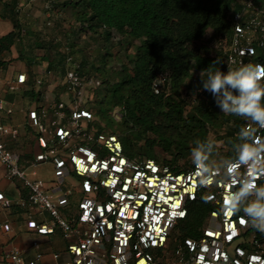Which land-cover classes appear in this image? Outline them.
Instances as JSON below:
<instances>
[{
    "label": "built area",
    "instance_id": "built-area-1",
    "mask_svg": "<svg viewBox=\"0 0 264 264\" xmlns=\"http://www.w3.org/2000/svg\"><path fill=\"white\" fill-rule=\"evenodd\" d=\"M44 8L50 12V2ZM227 39V68L241 62L264 65L258 60L264 58V0L240 1L230 16ZM62 54L63 71L47 68L32 85L37 93L43 79H49L61 94H41L34 109L23 110L21 124L10 121L13 108L0 98V112L7 117L0 119V167L6 180L23 188L17 205L26 229L39 236L60 235L66 259L53 253L55 264H264V233L244 223L243 212L226 208L227 193L236 190L241 178L252 176L251 170L241 167L227 182L223 163L209 166L216 178L202 185L194 164L177 172V166L162 161L128 158L117 135L94 129L86 102L99 80L82 73L68 48ZM26 85L27 77L19 75L6 83L5 93L15 95ZM112 117L120 121L121 109ZM22 134L23 141L34 138L37 147L31 154L23 151V159L7 146ZM256 136L264 137V129ZM45 164L51 167L50 180L38 179L35 171ZM256 183L264 184V176H257ZM198 199L209 213L196 238L181 239L178 224ZM12 206L0 191V207ZM30 247L36 251L32 260L11 247L3 254L4 263L41 264L38 241Z\"/></svg>",
    "mask_w": 264,
    "mask_h": 264
},
{
    "label": "trees",
    "instance_id": "trees-1",
    "mask_svg": "<svg viewBox=\"0 0 264 264\" xmlns=\"http://www.w3.org/2000/svg\"><path fill=\"white\" fill-rule=\"evenodd\" d=\"M240 1H78L80 18L90 31L101 30L106 39L115 31L139 41L130 67L124 68L117 82L106 89L102 103L121 108V125L127 128L126 135L109 133L117 135L121 140L125 156L161 161L155 156L154 147H160L162 152L176 157H187L191 155V149L198 146L197 140L214 145L208 135L211 128L218 126L219 108L212 95L201 90L200 75L216 59L220 62L216 67L225 72L228 68L224 63L223 51H218L215 55L203 54L196 44L208 30L215 36L228 37L230 16L239 8ZM11 17L14 29L0 38V54L9 52L21 39L18 21ZM60 56L62 59V52ZM258 60L264 61V58L259 56ZM55 64L50 66L54 67ZM1 65L3 63L0 62ZM58 68L63 71L62 61L54 69ZM81 71L84 73L82 67ZM193 73L198 75L194 76ZM160 78L164 84L171 85L172 93H167L164 88L157 89L156 82ZM185 85L191 95L200 93L201 98L181 99L178 92ZM25 93L29 94L31 101L35 97L33 103L39 102L41 93H35L33 88ZM86 104L88 106V101ZM88 109L93 116L105 117L107 112L102 107L96 108L95 113L89 106ZM241 118L243 117L236 116L232 126L220 139L228 147L227 151L221 153L223 161L235 156L238 133L244 127ZM101 131L104 128H99V132ZM216 150L215 145L208 149L207 164L210 167L220 164ZM218 152L222 150L219 149ZM182 170L178 167L176 169L177 172ZM208 213V205L204 200L198 199L191 203L187 217L178 224L177 236L181 239L196 238Z\"/></svg>",
    "mask_w": 264,
    "mask_h": 264
},
{
    "label": "rangeland",
    "instance_id": "rangeland-1",
    "mask_svg": "<svg viewBox=\"0 0 264 264\" xmlns=\"http://www.w3.org/2000/svg\"><path fill=\"white\" fill-rule=\"evenodd\" d=\"M79 0H0L5 8L12 7L10 16H13L19 24V31L21 35V44L23 45V62L27 66H31L30 61L40 69V73L45 69L51 67L56 68L62 61L61 52L66 48L71 50L75 59L80 63L85 75L92 76L99 80L100 86L95 89L93 95H87L88 106L95 113V109L102 107L107 109L105 117L94 116V129L99 131V128H104L105 132H112L115 134L126 135V129L121 125V121H115L112 114L115 113L120 107H110L102 104L106 89L117 82L121 71L130 67V61L133 58L139 41L128 38L124 34L112 31L110 38L106 39L105 34L101 30L90 31L85 24L82 23L80 18L81 9L78 7ZM46 2H50L52 9L50 12L44 8ZM1 5V6H2ZM59 13L61 15L57 18ZM226 36H215L211 30H208L203 38L196 44L201 49L203 54L215 55L218 51H225L227 47ZM50 60V61H49ZM55 61V66L52 61ZM194 76L198 74L193 73ZM163 79H159L157 84L158 88H164L167 93L170 91L171 85L164 84ZM33 85V80L31 81ZM36 88V87H34ZM187 85L178 92L181 99H198L201 94L196 96L190 94ZM56 84L49 79H43L42 85L38 87L39 93L43 96L47 95L53 98L55 94H61V91H55ZM28 105H31L29 94L24 95ZM23 100V96L20 98ZM31 102V103H30ZM27 107L24 109H34ZM236 115H228L218 112V126L209 130L208 138L213 141L216 146L217 161L223 163L224 157L221 153L228 150V147L220 140L224 137L225 132L232 126L233 120ZM228 119L229 121H226ZM23 120L25 114L23 113ZM244 126L251 124L250 120L241 118ZM10 143V141L8 142ZM19 140L15 143L18 144ZM23 148L27 153H34L37 151L34 138H28L23 141ZM222 152H218V150ZM154 153L158 160L164 161L168 164L175 165L180 169L186 170L192 163L191 155L181 157L174 156L171 153L162 152L160 147H154ZM179 156V157H178ZM176 158V160H175ZM38 179L50 180L51 167L48 164L41 165L35 169ZM64 259H66V255ZM63 259V260H64Z\"/></svg>",
    "mask_w": 264,
    "mask_h": 264
},
{
    "label": "clouds",
    "instance_id": "clouds-1",
    "mask_svg": "<svg viewBox=\"0 0 264 264\" xmlns=\"http://www.w3.org/2000/svg\"><path fill=\"white\" fill-rule=\"evenodd\" d=\"M219 63L218 59L213 60L202 71L201 90L212 95L222 113L243 117L257 126L240 130L235 156L222 164L227 182L241 167L253 174L241 178L236 190L227 193L226 208L233 213L243 212L244 223L264 233V184L256 183L257 176H264V137L256 136L258 130L264 129V65L241 62L237 68L225 72L216 67ZM196 143L198 146L191 149L192 163L200 173V183L207 185L216 178L211 175L214 169L207 164L208 149L214 145L199 140Z\"/></svg>",
    "mask_w": 264,
    "mask_h": 264
},
{
    "label": "crops",
    "instance_id": "crops-1",
    "mask_svg": "<svg viewBox=\"0 0 264 264\" xmlns=\"http://www.w3.org/2000/svg\"><path fill=\"white\" fill-rule=\"evenodd\" d=\"M1 5L2 4H0V38L14 29L12 17L10 16L12 7L5 8ZM60 15L61 13L55 17L58 18ZM21 42L23 41L20 39L10 48L9 52L0 54V62L3 63V65L0 66V98L6 101L7 107L13 108V115L10 121L17 125L23 122V110L33 105V102L31 105H28V102L25 100L26 98H24V93L33 88L31 81L40 74V69L33 61L29 60L31 63L30 67L23 62V45ZM51 61L52 64L55 63V61ZM19 75H25L27 77V85L24 90L22 89L20 93L15 95L6 94V83L15 80ZM33 89L36 90L35 88ZM22 96L23 100H20ZM0 119L7 121L6 115L2 112H0ZM18 140V144L15 145L10 142L7 143V146L23 159V151L26 152L25 148H23V134ZM0 191L13 203V206L9 210H3L0 207V264H5L3 254L11 247L19 250L22 257L24 253V259L26 261L32 260L36 252L30 247V242L33 240L38 241L40 245L39 251L43 255L41 264H55L52 259V254L56 252L61 253L60 260H63L64 255L62 253L64 243L58 232L51 236H39L26 229L23 209L17 205L20 199L23 198V188L18 182L6 180L2 167H0ZM4 225L9 226L8 231L3 229Z\"/></svg>",
    "mask_w": 264,
    "mask_h": 264
},
{
    "label": "snow or ice",
    "instance_id": "snow-or-ice-1",
    "mask_svg": "<svg viewBox=\"0 0 264 264\" xmlns=\"http://www.w3.org/2000/svg\"><path fill=\"white\" fill-rule=\"evenodd\" d=\"M181 215H182V213H181ZM241 222H243V221H241Z\"/></svg>",
    "mask_w": 264,
    "mask_h": 264
}]
</instances>
